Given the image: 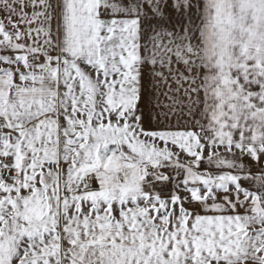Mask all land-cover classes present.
I'll return each mask as SVG.
<instances>
[{
	"label": "snow or ice",
	"instance_id": "snow-or-ice-1",
	"mask_svg": "<svg viewBox=\"0 0 264 264\" xmlns=\"http://www.w3.org/2000/svg\"><path fill=\"white\" fill-rule=\"evenodd\" d=\"M0 264H264V0H0Z\"/></svg>",
	"mask_w": 264,
	"mask_h": 264
}]
</instances>
